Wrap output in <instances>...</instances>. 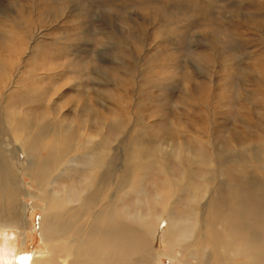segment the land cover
Segmentation results:
<instances>
[{
	"label": "rangeland",
	"instance_id": "1",
	"mask_svg": "<svg viewBox=\"0 0 264 264\" xmlns=\"http://www.w3.org/2000/svg\"><path fill=\"white\" fill-rule=\"evenodd\" d=\"M42 123L50 132L56 123L57 132L64 124L89 127L79 133L92 144L110 143L97 150H106L111 164L103 168L110 170L78 223L96 217L95 226L106 225L94 210L106 211L118 169L139 148L137 184L132 192L124 188L119 205L128 213L146 214L172 182L203 192L195 205L201 223H181L184 235L170 249L158 234L149 257L135 239L128 263L238 264L243 258L216 235L234 213L264 217L256 198L264 191V0H0V168L11 173L5 189L15 196V203L0 200V255L12 264L49 253L38 227L44 207L33 180L38 165L54 168L52 190L75 169H88L90 153L68 155L67 169L44 158L42 145L56 138L49 131L25 150L21 133L33 138ZM186 197L182 191L170 200L169 215L184 214ZM6 203L19 211L26 206L27 228L9 226L19 216L6 222Z\"/></svg>",
	"mask_w": 264,
	"mask_h": 264
},
{
	"label": "bare ground",
	"instance_id": "2",
	"mask_svg": "<svg viewBox=\"0 0 264 264\" xmlns=\"http://www.w3.org/2000/svg\"><path fill=\"white\" fill-rule=\"evenodd\" d=\"M116 121L119 122L120 119L117 118ZM114 126L116 127L117 125ZM27 127L30 129L29 125ZM53 127L54 129L50 132L51 129H49L46 123L37 125L35 128L36 134L30 139H27L28 135H30L28 132L21 133L25 139L23 140L22 138L24 141L21 143L23 148L25 150L26 148L32 150L35 146L36 138L46 131H49L50 133H53V136L55 135L56 138L53 141L51 140L48 142L47 145H42L45 146V153L47 155L44 158L55 160L62 164L64 169H67V167L70 166L66 162L68 155H70L69 157L72 155L73 157H83L86 153H90L89 162L87 163L88 169L79 170L78 168H73L76 173H70L71 175L65 176V179L68 178L69 181L64 185L62 183L58 184L57 189L52 190L50 189V179L53 177L54 168L51 169L49 167L43 169L44 167L40 168L38 165V171L33 180L36 185L39 186V190L42 192L41 199L44 202L38 227L39 234L42 237L41 239L46 246L44 247L50 254L47 253L44 255V253H35L30 259L29 264H151L152 259L149 258V262H143L139 259L134 261L129 260L128 263L125 254L131 253L134 248L133 241L135 239L138 243L137 248H139V252L143 251L149 257L152 246L151 241L158 234V238L165 241L170 249V247L175 245L177 237H182L184 235V232H180L179 229L181 223L189 221V218H192L195 222L200 221L201 223V219L197 214L198 209L195 205L198 204V201L199 204L201 203V194L203 192L200 193L199 188L193 186L190 187V182H185V184L180 182V186H178L176 181L165 185L163 189L160 188L162 191L158 193V195L156 194L157 197L155 198V204L153 203L154 206L148 208L146 214L128 213L124 207L119 206L123 203L125 199V196L123 195L127 192L124 188L128 187V190H131L134 188L133 186L137 184L138 173L143 165L141 159L144 155V150H140L139 147V149L133 152L130 160L126 162L125 165L121 164L122 168L118 169L119 172L117 173H119V175L115 182L116 192L115 194L109 192V200H107L109 203L106 202L107 205L104 206L106 211L103 212L100 209V206L94 210L97 211L99 217L102 215V221H105L106 225L104 227L95 226L94 221H97L96 217H89L88 221L83 219L85 224L78 223L83 215L85 216L88 209L93 208L97 201L98 194L100 195L99 191L102 188L101 186L104 185L102 182H105L106 174L108 175V171L110 170L109 167L103 168V164H111V159L107 157L106 150L99 152L97 150L102 146L109 148L110 143L105 139L104 143L98 142L92 144L90 141L92 138H90L89 135H86V132L83 134L79 133L83 128V126L80 125L75 129L64 124L63 128H61V126L59 127V132L55 131L57 123ZM88 129L89 127L82 130L87 131ZM74 130L75 132H73ZM93 150L95 152H92ZM5 170L6 168H0V200L10 197L12 203H15L14 193L8 195L5 189L6 186L8 187L12 184L11 176H9L11 173L7 170L4 174L1 173ZM81 173L86 174L81 176ZM111 183L112 181L110 179L107 183V187H110ZM209 183V181L205 182L204 185H209ZM187 184H189V186H187ZM132 191L133 190H131V192ZM182 191H184V193L186 192L188 197L184 199L181 205L184 209V214H182L179 219H176L172 215H169V210L172 207L170 200L173 197H176L178 200ZM256 198L264 202V191L260 192ZM4 209V218L6 219V222H8L7 219L10 220V217H12L11 215L13 214L19 216L18 224L19 222L20 224L18 225L14 222L9 224V226L27 228L29 225V219L26 218L25 205L23 208L21 207V210L19 211L18 207L16 208L17 210H15L6 203ZM63 214H65L66 217L65 220L61 221ZM258 214L260 215V213ZM161 215H164L168 222H161ZM195 216L196 218H194ZM231 220V224H233L232 227L230 226ZM73 222L75 227L71 226ZM226 225L231 230L228 229L229 231H225L227 228V226H225L224 233L219 232L216 235V238H222L221 240L224 241L228 249H233V255L235 253L236 256L243 258V261L238 264H264V217L256 219L251 215L250 210H242L241 213H234ZM201 227H204L203 224ZM82 228H88L90 230L85 231L83 235L80 234L81 236L79 235V237L78 232ZM205 230H207V227L203 229L204 236ZM235 230L237 231L234 233ZM259 230L262 231V234L258 233ZM64 235L65 237H62ZM235 237L238 239V242L236 243ZM235 244H237L236 247ZM201 260L199 259L200 262H198V264H206V262L203 263ZM185 262L187 263L186 260ZM0 264H12V262L9 258H4L2 254L0 255Z\"/></svg>",
	"mask_w": 264,
	"mask_h": 264
}]
</instances>
